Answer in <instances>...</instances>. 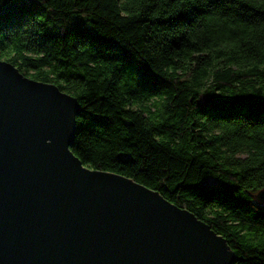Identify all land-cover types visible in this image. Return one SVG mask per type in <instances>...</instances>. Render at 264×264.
Instances as JSON below:
<instances>
[{
  "label": "trees",
  "instance_id": "1",
  "mask_svg": "<svg viewBox=\"0 0 264 264\" xmlns=\"http://www.w3.org/2000/svg\"><path fill=\"white\" fill-rule=\"evenodd\" d=\"M261 8L0 0V60L77 100L70 149L84 167L187 210L235 250L232 264H264V204L251 198L264 189Z\"/></svg>",
  "mask_w": 264,
  "mask_h": 264
},
{
  "label": "water",
  "instance_id": "2",
  "mask_svg": "<svg viewBox=\"0 0 264 264\" xmlns=\"http://www.w3.org/2000/svg\"><path fill=\"white\" fill-rule=\"evenodd\" d=\"M79 111L0 60V264H229L193 214L68 152Z\"/></svg>",
  "mask_w": 264,
  "mask_h": 264
},
{
  "label": "snow or ice",
  "instance_id": "3",
  "mask_svg": "<svg viewBox=\"0 0 264 264\" xmlns=\"http://www.w3.org/2000/svg\"><path fill=\"white\" fill-rule=\"evenodd\" d=\"M189 2V0H180V3L183 4V3H187ZM190 2L193 4V5H196V2L197 0H190ZM260 4L261 5H264V0H260ZM254 7L256 6L255 4L253 5ZM178 9L179 11L182 13L184 10L179 8V5H178ZM260 11L264 12V8H261ZM184 20V16L183 15H177L175 17V19L172 21V23H180ZM97 39H99V37H96ZM207 98H205L204 101H201L202 103L206 102ZM262 104H264V101L261 102ZM78 113L77 112H73L72 114V123H73V117L77 116ZM82 119V118H81ZM81 121L80 120H77L76 123H80ZM68 152H71V149H68ZM76 159H79V157H76ZM92 171H98V169H92ZM115 175H120V173H115ZM251 191V190H249ZM264 194V189H261L260 192H259V195L258 196H253L252 198L257 201L261 195ZM253 247H256L255 245H253ZM233 252L235 251L234 249L232 250ZM226 257L228 259V262L229 264H232V261L236 260V257L233 256L231 253L229 254H226ZM261 259L264 260V256H261Z\"/></svg>",
  "mask_w": 264,
  "mask_h": 264
},
{
  "label": "rangeland",
  "instance_id": "4",
  "mask_svg": "<svg viewBox=\"0 0 264 264\" xmlns=\"http://www.w3.org/2000/svg\"><path fill=\"white\" fill-rule=\"evenodd\" d=\"M205 100V97H202L201 101H204ZM211 101H209L208 99L206 100V102H204L203 104H210Z\"/></svg>",
  "mask_w": 264,
  "mask_h": 264
}]
</instances>
